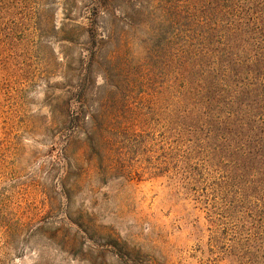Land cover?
<instances>
[{
    "label": "rangeland",
    "instance_id": "374dc122",
    "mask_svg": "<svg viewBox=\"0 0 264 264\" xmlns=\"http://www.w3.org/2000/svg\"><path fill=\"white\" fill-rule=\"evenodd\" d=\"M137 1L110 0L95 21L113 42L93 45V0H0V264H116L99 252L105 234L136 262L264 264V71L242 55L227 75L237 98L220 93L210 67L174 79L184 95L168 91L160 44L170 34L153 39L135 27L145 19ZM123 33L134 42L125 56L112 52ZM81 88L91 115L104 104L107 116L171 123L147 129L156 146L122 150L117 169L100 172L80 137L63 147L68 131L56 122L65 103L76 110ZM80 228L82 242L62 239Z\"/></svg>",
    "mask_w": 264,
    "mask_h": 264
},
{
    "label": "trees",
    "instance_id": "16d2710c",
    "mask_svg": "<svg viewBox=\"0 0 264 264\" xmlns=\"http://www.w3.org/2000/svg\"><path fill=\"white\" fill-rule=\"evenodd\" d=\"M150 1L151 4L146 6L143 5L145 0L137 1L135 12L137 15L144 16L145 19L134 25L151 33L153 39L160 38V34H170L164 37L160 44L161 48L167 50L168 63L171 67L172 80L167 85L168 91L184 95L183 92L177 90L182 86L177 85L174 79L185 80L191 70L210 67L209 70L213 72L209 73H215L216 79H219L221 83L220 93L230 91L237 98L242 93V89L234 88L235 84L227 75H229L228 72H234V70L239 72L237 66L243 67L241 56L245 55L251 59V66L256 71H264V3L260 4L257 0H252V3L251 0ZM109 2L110 0H93V18L87 29L93 45L96 44L97 39L102 41V37L105 36L110 43L113 42V30L107 28L108 35L102 34L101 36L95 21V16H98L101 11L106 12L105 9ZM248 2L252 6H248ZM179 24L185 27L183 33L186 40L180 48H175L176 37L179 35L176 33ZM192 41L196 43L191 44ZM132 43H129L123 33L113 44L112 52L125 56ZM149 46H143L145 51L154 50ZM161 48L156 50L157 57L161 54ZM94 49L91 48L92 53ZM123 65L127 67L126 63ZM73 99L77 105L76 110H72L67 102L60 108L61 116L56 120L62 129L68 131L63 147L71 146L75 143L74 139L80 137L77 141L78 149H83L86 161L100 172H107L109 170L106 169L114 168V162L120 154L124 155L122 150L127 151L126 153L134 151L143 153L147 146H156L152 138L148 139L145 135L147 129L161 123L167 129L171 123L170 119L162 116L152 118L150 122L139 115L138 119H126L122 115L107 116L104 104L99 106L98 115H91L85 104V88L79 89L77 97ZM234 105L237 106V112H240L243 103L240 101ZM186 114L184 110L178 115L185 117ZM86 233L80 228L73 232H66L62 235V239H67L70 244L77 241L80 243ZM101 239V251L99 252L104 257L109 254L116 264H147L133 260L135 258L133 250L129 249L118 236L105 234Z\"/></svg>",
    "mask_w": 264,
    "mask_h": 264
}]
</instances>
